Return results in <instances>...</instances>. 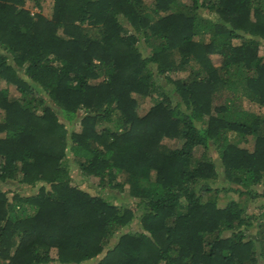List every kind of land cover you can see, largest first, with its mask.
Listing matches in <instances>:
<instances>
[{
	"label": "trees",
	"instance_id": "obj_1",
	"mask_svg": "<svg viewBox=\"0 0 264 264\" xmlns=\"http://www.w3.org/2000/svg\"><path fill=\"white\" fill-rule=\"evenodd\" d=\"M36 3L0 0V181L35 188L0 185V264H264V219L220 203L264 196V0Z\"/></svg>",
	"mask_w": 264,
	"mask_h": 264
},
{
	"label": "rangeland",
	"instance_id": "obj_2",
	"mask_svg": "<svg viewBox=\"0 0 264 264\" xmlns=\"http://www.w3.org/2000/svg\"><path fill=\"white\" fill-rule=\"evenodd\" d=\"M44 1H45V6L43 8V11L45 13H50L51 8H52L51 6L53 5V0H44ZM180 1L182 4L183 2H185L187 0H180ZM145 2L150 5L153 3V0H145ZM26 6L29 7L30 9H32L33 11L39 10V7L37 6L36 0H26ZM208 15L213 17L214 13L209 12ZM236 41H238V40H236ZM239 41H240V39H239ZM140 44H141V46H143L145 44L144 40H142V42ZM148 50H150L149 47H148ZM260 54L261 55L264 54V42L261 44ZM211 57L213 59L214 64H216V65L220 64V59H219L218 54H212ZM187 74H188V71H181V72H177V73H172L171 75L173 77H178V76H185ZM4 86L10 87V89H11L10 94L11 95H14L16 97L20 95V92L17 90L15 85L8 84L4 79L0 78V87H4ZM137 98H138L139 103H140V105H139L140 113H145L155 102L154 98L150 97V96L137 95ZM243 102L247 108H251L252 110H255L257 112H261L264 114V106L263 105L256 103V102H250L249 100H244ZM1 118H2V110L0 109V119ZM69 127L71 129L78 130L81 127V125L78 122H76L74 124L70 123ZM228 134L231 136V139L233 141H237L240 139V135L236 132L230 131ZM248 138L249 139H245L243 141L241 140L240 145L246 146L250 149H253L254 144H255V138L252 135L248 136ZM164 142L168 145H171V146H174L177 144L176 140L173 138H165ZM211 152L213 153L214 151H211ZM197 154H200V150L197 151ZM68 157L70 158V160L68 159L67 164L71 168V176H72L73 181L75 183H79L80 185H82L85 188L89 187V185H90L89 181H91V183H93V184L97 183V180H94L93 176L86 177V179H85L84 175H82L81 171L79 170L78 163L76 161H74L73 155L70 153L68 155ZM0 185L4 189L19 190L21 193H30V192H32V189L35 190V188L30 189V187L26 186L25 184L19 183L18 180H16V179H8V180L3 181V182L0 181ZM102 193L105 195H111L112 199L118 203L126 202V203H133V205H134L133 201L137 200L132 195H130L127 185L123 190L106 189ZM233 195L239 199L240 203H242L241 205H243V207L245 208V213H247V214L251 213L254 215V217L256 216L255 220H254L255 223L256 222L258 223V220L264 219V196L252 197V196H249L248 194L238 196V194H236L235 192L226 193L225 191H222L220 194V203L225 204L230 199L229 197H231V196L233 197ZM138 226H139L138 222H136V220H134V223L128 228H130L131 230H136L138 228ZM259 230H260L259 234L264 232V223H262V225H260ZM263 237H264V235H263ZM116 239H117V237H114L111 242L114 243ZM96 262H97V259H90V260L85 261L83 264H96Z\"/></svg>",
	"mask_w": 264,
	"mask_h": 264
},
{
	"label": "built area",
	"instance_id": "obj_3",
	"mask_svg": "<svg viewBox=\"0 0 264 264\" xmlns=\"http://www.w3.org/2000/svg\"><path fill=\"white\" fill-rule=\"evenodd\" d=\"M34 12V11H33Z\"/></svg>",
	"mask_w": 264,
	"mask_h": 264
}]
</instances>
